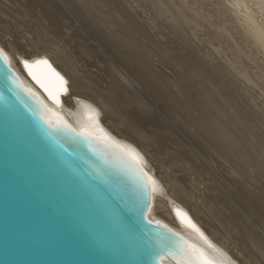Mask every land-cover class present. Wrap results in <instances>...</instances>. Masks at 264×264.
Returning a JSON list of instances; mask_svg holds the SVG:
<instances>
[{
    "label": "bare ground",
    "instance_id": "obj_1",
    "mask_svg": "<svg viewBox=\"0 0 264 264\" xmlns=\"http://www.w3.org/2000/svg\"><path fill=\"white\" fill-rule=\"evenodd\" d=\"M71 2L89 19L126 74L111 62L113 66L106 69L109 89L102 90L89 79L83 82L75 57L63 46L65 35L57 23L62 17L60 6L54 0H24L22 8L14 9L13 14L29 17L34 42L41 52L54 53L33 54L36 56L31 59H48L71 88L77 84L81 90L73 99L64 101L61 97L60 113L74 124L75 117L81 116V104L92 107L105 134L141 154L145 169L155 181L150 217L206 246L199 247V254L208 259L210 255L221 264H264V236L260 232L264 233V0H136V4L148 7L154 23L147 26L162 36L165 44L155 43L160 36L140 24V18L139 24L134 23L129 0ZM11 4L16 7L15 0H0L1 10ZM45 13L49 15L46 26ZM1 40L0 48L8 55L11 67L33 87L23 67L25 58L13 48L15 43ZM130 79L152 95L163 115L176 121L192 151L226 164L237 196L228 207L225 205L227 213L221 210L224 205L218 200L217 189L206 184L201 187L200 182H205L201 181L202 173L185 169L183 151L165 152L160 160L156 150L153 154L146 150L152 146L163 152L169 139L164 135L165 142L150 140L152 134L162 136V130L145 131L151 123L150 108L129 96ZM120 97H128L133 107H119ZM88 130L94 131L91 127ZM235 202L243 205L246 215L254 217L259 232L235 209ZM178 213L191 217L214 247L184 224Z\"/></svg>",
    "mask_w": 264,
    "mask_h": 264
},
{
    "label": "water",
    "instance_id": "obj_2",
    "mask_svg": "<svg viewBox=\"0 0 264 264\" xmlns=\"http://www.w3.org/2000/svg\"><path fill=\"white\" fill-rule=\"evenodd\" d=\"M33 72L56 100L0 61V264H191L188 247L199 256L204 245L150 217L154 183L145 195L105 141L129 148L103 132L88 105L68 122L59 110L67 82L61 90L52 65ZM149 229L156 246L146 256Z\"/></svg>",
    "mask_w": 264,
    "mask_h": 264
},
{
    "label": "rangeland",
    "instance_id": "obj_3",
    "mask_svg": "<svg viewBox=\"0 0 264 264\" xmlns=\"http://www.w3.org/2000/svg\"><path fill=\"white\" fill-rule=\"evenodd\" d=\"M54 1L61 8L60 14H61L62 17L59 19V21H57V23H58L59 30L65 35V38L63 40L64 41L63 42V46L66 47L67 51L71 53L73 58L75 57L74 58L75 59V64H76L75 66H76V69L78 68L80 70L79 74L82 75V76H80L81 80L84 82L85 80L89 79L92 83L94 82V86L101 87L102 90L109 89L110 87H107V86H108V81H109L110 77L108 76L109 73L106 70L108 68L107 66H110V65L113 66V64H114V67L116 65V67L120 68V70L124 74H126L125 71L122 70L120 64L115 63V61L118 62V59L114 58L113 57V53H111V51L102 44V41H100V39L98 38L97 32H95L96 30L90 25L91 23H90L89 19L86 16L80 15L78 13V10H77L78 7H75L73 5V3L71 2V0H54ZM131 1H132L133 4L131 3ZM135 1L136 0H129V2H128V0H127V2L129 3L128 7L130 6V10H129L130 14L133 17V19L135 18L134 19V23H138L139 21H141L139 23L140 24H144V25L146 24L145 26L148 29L150 26H147V25L154 23L153 17H152V15L149 12L148 7L144 6L142 3H141L142 5L141 4H136ZM59 2L62 3V4H60ZM15 4H16L17 8L15 7V5H14V7H12L13 6L12 4L9 7L6 6L7 8H2V10H1V7H0V12H1L0 16L3 17V18L0 17V40L2 38H6L5 40L2 39L1 42H5V41L11 42V41H13V44L15 43L14 44L15 47H13V48H15V51L18 48L17 49L18 50L17 53H21L22 57H24L30 63H32L35 60H37V59L32 60L31 58L33 56L40 55V54L42 56H44V55H49V54H45V53L41 52L40 45H37V43L34 42V40H33L34 36H32V35H34V33L29 29L30 26H31V24H29V22H28L29 21V17H27L25 15L22 16L20 12H19V14L18 13L17 14L16 13L13 14V12H12V11H14V9L15 10L16 9L20 10L22 8L21 7L22 4H24V0H15ZM40 4H41V2H40ZM133 5H135L136 8ZM40 8L41 7L37 8V9H39V10H37L38 12L40 11ZM3 9H4V11H3ZM9 9H11L10 10L11 12L8 11ZM135 10H137V11H135ZM10 13H12L11 16H10ZM142 13H143V16H142ZM5 14H6V16H5ZM146 15H147V17H146ZM12 16H14V17H12ZM134 16H136V17H134ZM137 16H138V18H137ZM139 18H140V20H139ZM146 18H147V20H146ZM14 19H16V20H14ZM48 19H49V15L45 13V21H46L45 22V26H46V23H47ZM21 22L23 23V25H22ZM28 30H30V31H28ZM149 31L152 32L153 30L151 28H149ZM164 34L165 33H163V35ZM153 35H155L157 37L160 36V35H157L155 33H153ZM5 36H7V37H5ZM28 38L30 40H28ZM25 40H27V41H25ZM29 41H31V42H29ZM158 42H159V44H165L164 39H162V36H160L158 38L157 42H155V43L158 44ZM28 43H31V44H28ZM35 43H36L37 47H35ZM31 45H33V46H31ZM20 47H21V49H20ZM153 50H156V49H153ZM47 53H51L50 54L51 56L54 54L53 51H48ZM33 54H36V55H33ZM166 56H169V55H166ZM12 61H14L13 58H12ZM111 62L113 64H110ZM131 79L128 80V82H130L129 85H131L127 89V92L129 94V96L132 97L133 100H140V101L146 103L147 107L150 108V117H152L151 118V123L147 124L148 127L145 128V129H147L145 131L149 132V131H153L154 130L155 132L156 131L159 132V131L162 130L161 131L162 132V136H160V137H159V135L153 136L154 134H152L150 136V140L153 141V140L156 139V141L154 143H157L160 140L165 142L164 139H163L164 135L166 136L165 138H167L169 140L171 139L170 141L168 140L167 142H165V144H164L165 151H163V152L158 151L156 147L154 148L152 146H146V150L150 154L156 153L155 152V150H156L157 151L156 154H158V155H156V158H158L160 160L162 158V160H163L164 158H163L162 154H164L165 152H169V153L175 154L176 150H179L180 152H182V151L186 152L185 150L188 149V151H187L188 153L187 152L186 153L182 152V154H181L182 160H184V159L186 160V161L185 160L183 161L184 165H186L185 169H187V167H189L188 169H189V171H192V173L194 171L195 172L197 171V173L198 172L202 173L201 176H202L203 179L201 181H203L205 179V182L204 181L200 182L201 183L200 184L201 187L203 188L204 185L206 184L205 186L210 185V186H213L214 188H216L217 189V195H218V198H219L218 200H220L221 201L220 203L222 205H224V206H222L221 210H222L223 213H227V211L225 210L226 209L225 205H227V207H228L229 203H232L231 201H233L234 197L236 199L237 196L235 194H233L234 191H235L233 189V186H231L233 179L230 176V174L227 173L226 164L225 163L222 164L220 161L217 162V161H214V160H208V158L207 159L205 158V155L199 154V152H197L195 149H193V151H192V149H191L192 147L189 145L190 144L189 140H187L188 138L186 137V135H184L180 131L179 128L176 127V125H177L176 121H174V120L171 121L166 114L163 115V113L160 111V109L156 108L158 106L154 103L152 95L147 93L141 86H139L140 85L139 83L136 84ZM66 82H67V90H65V92H64V96H63L64 101L66 99H68V97H70V99H73L75 96L78 97V95H77L78 92H81V90L78 87V85L77 84H73L75 87L73 86V88H71V84L69 83V81H66ZM96 83H98V84H96ZM101 83H103V84H101ZM72 90H75V93ZM128 97H123V98L120 97V99L118 100L119 107H121L123 110H127V109H130V108L133 107V106H131V104H128V102H129L127 100ZM81 98H83V97H81ZM150 104H152V105H150ZM129 106H131V107L129 108ZM165 116H167V118ZM119 129H121V127ZM164 157H165V159L166 158L168 159L167 163L172 165V163H169L170 159L167 156H164ZM188 157H189V159H187ZM216 160H218L217 157H216ZM194 162H195V164H194ZM185 163H187V164H185ZM220 164H222V165H220ZM176 165L178 167L180 166V164L177 163V162H176ZM174 168H177V167H174ZM178 169L180 171H182L181 168H178ZM180 173L182 174V172H180ZM176 174L179 175L178 172H176ZM253 176H255V175L253 174ZM208 177H209V179H208ZM249 187H251V186H249ZM242 206H243L242 204L236 203L235 204V209L238 212L242 213L245 218L250 220L253 223L256 231L259 232L258 226L256 225L257 223L254 221V217H251V215L249 216L248 214L246 215V211L244 210V208ZM260 232H261V235L264 236L263 231H260Z\"/></svg>",
    "mask_w": 264,
    "mask_h": 264
},
{
    "label": "snow or ice",
    "instance_id": "obj_4",
    "mask_svg": "<svg viewBox=\"0 0 264 264\" xmlns=\"http://www.w3.org/2000/svg\"><path fill=\"white\" fill-rule=\"evenodd\" d=\"M0 61H3L6 66H10L9 57L6 54V52L4 51V49H2V48H0ZM22 63H23V67L28 72V74L32 77V79L36 80V82L38 84H40V86L42 88H44V90L46 92H48V95L51 99L56 100V96L53 95V93L37 78V76L33 72V68L38 67L40 65H45V66H48L49 68H51V64H50L49 60L44 58V59H38L34 63H30L27 59H25ZM55 75L60 82L61 90H63V86L66 84L64 77L60 76L59 73H55ZM9 79L11 80L12 77H9ZM16 82L17 81L13 80V83H16ZM9 91H11V89H9ZM13 96H15V98L17 100H19V97L16 96V94L14 92H13ZM57 102H59V101H57ZM21 103H22L24 109L28 112V114L30 116L39 120V117L36 115L35 112L32 111V109H30L26 104H23V102H21ZM41 127H43V126L41 125ZM44 130L46 131V129H44ZM81 135H87V134L82 133ZM105 142L107 143V145L110 148L115 149L119 153L120 158L122 160L129 162L133 166V168L135 169V173H136V176L134 177V179L141 186H143V188L145 189V195H147L148 190H150L151 185L153 183H155V181L153 179V176L145 169L144 166H142L143 158H142L141 154L135 148H131L129 150H126L125 148L120 147V145L113 143L111 140L106 139ZM65 151H67V149H65ZM178 215H180L182 220L187 223L188 227L195 230L197 233H199L201 238H203L204 240H206L208 242L209 247H214L212 242L208 240V237L206 236V234L192 221L191 217H189L186 213H178ZM148 223L150 224L151 222L148 221ZM150 232H151L150 229L149 230H142V235L144 237V240L142 242V251H143L144 255H146V256L151 255L153 247L156 246L155 241L152 238V235H150ZM185 243H187V242H185ZM187 250H188V254L192 257L191 264H215V262L213 260L206 258L203 253H201L199 256H197L191 250V246H189Z\"/></svg>",
    "mask_w": 264,
    "mask_h": 264
}]
</instances>
